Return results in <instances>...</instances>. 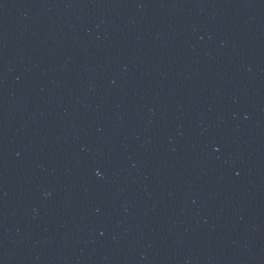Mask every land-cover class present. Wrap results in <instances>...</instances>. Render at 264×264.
Listing matches in <instances>:
<instances>
[{"label": "water", "instance_id": "obj_1", "mask_svg": "<svg viewBox=\"0 0 264 264\" xmlns=\"http://www.w3.org/2000/svg\"><path fill=\"white\" fill-rule=\"evenodd\" d=\"M0 264H264V0H0Z\"/></svg>", "mask_w": 264, "mask_h": 264}]
</instances>
